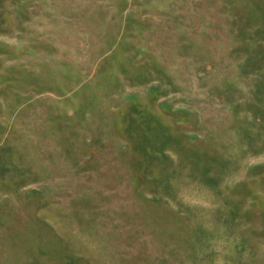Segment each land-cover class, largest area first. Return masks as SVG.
Returning <instances> with one entry per match:
<instances>
[{
  "label": "rangeland",
  "instance_id": "obj_1",
  "mask_svg": "<svg viewBox=\"0 0 264 264\" xmlns=\"http://www.w3.org/2000/svg\"><path fill=\"white\" fill-rule=\"evenodd\" d=\"M0 264H264V0H0Z\"/></svg>",
  "mask_w": 264,
  "mask_h": 264
}]
</instances>
